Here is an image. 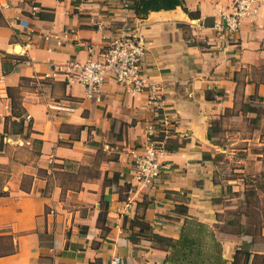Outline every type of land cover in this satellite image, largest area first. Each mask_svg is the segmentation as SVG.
I'll list each match as a JSON object with an SVG mask.
<instances>
[{"label": "crops", "instance_id": "crops-1", "mask_svg": "<svg viewBox=\"0 0 264 264\" xmlns=\"http://www.w3.org/2000/svg\"><path fill=\"white\" fill-rule=\"evenodd\" d=\"M232 1L138 17L134 0H0V264H166L162 242L193 240L195 224L215 231L221 264H264V168L258 183L247 165L233 176L218 168L238 143H255L264 161V0L223 39L214 23ZM128 21L164 105L160 182L133 194L131 163L156 118L148 90L107 80L88 97L79 82L45 76ZM235 120L254 133L239 135Z\"/></svg>", "mask_w": 264, "mask_h": 264}, {"label": "built area", "instance_id": "built-area-1", "mask_svg": "<svg viewBox=\"0 0 264 264\" xmlns=\"http://www.w3.org/2000/svg\"><path fill=\"white\" fill-rule=\"evenodd\" d=\"M260 1L262 0H233L232 8L229 11H221L219 18L215 20L214 30L217 36L223 39L232 38L245 17L257 15ZM31 9L34 11L36 7L32 6ZM97 27L102 29L104 26L98 24ZM86 49L85 60L56 63L51 73H46L45 76L61 74L67 81L79 82L85 87L88 97L97 93L107 80H114L132 95L148 90L146 103L154 110L156 118L144 122L145 149L131 163L128 193L133 194L134 187L138 185L145 188L156 186L165 166V149L158 141L156 122L164 105L158 86L155 83H147L144 77L143 64L147 48L138 25L131 21L125 22L115 34L107 37L102 45L89 43ZM130 202L129 198L128 206ZM118 261L119 257L113 258V263Z\"/></svg>", "mask_w": 264, "mask_h": 264}, {"label": "rangeland", "instance_id": "rangeland-1", "mask_svg": "<svg viewBox=\"0 0 264 264\" xmlns=\"http://www.w3.org/2000/svg\"><path fill=\"white\" fill-rule=\"evenodd\" d=\"M232 128H238L237 133L240 135H250L254 131H250L247 126H244L242 120H235V124ZM237 134V135H238ZM259 135V133H256ZM234 134H229L233 136ZM230 147V145H227ZM236 149L233 152H226L223 154L219 169L223 171V175L238 174L239 172H233V169L243 167L247 165L246 175L249 182L258 183L263 179L260 175V171L264 168L263 163L256 160L255 152L259 150L255 143L249 145V149L246 150L244 144L238 143L235 145ZM231 153V154H230ZM224 155H230L228 158ZM236 157V159H235ZM241 160V161H240ZM255 197L253 195V201ZM214 230L206 228L201 224L192 225L187 235L188 237H195L193 240L186 241L181 240L179 243H174L169 240L162 242L169 247V254L166 256V264H221L222 257L216 255V246L212 243V234Z\"/></svg>", "mask_w": 264, "mask_h": 264}, {"label": "trees", "instance_id": "trees-1", "mask_svg": "<svg viewBox=\"0 0 264 264\" xmlns=\"http://www.w3.org/2000/svg\"><path fill=\"white\" fill-rule=\"evenodd\" d=\"M134 9L138 17H144L151 10L172 9L182 4V0H134Z\"/></svg>", "mask_w": 264, "mask_h": 264}]
</instances>
